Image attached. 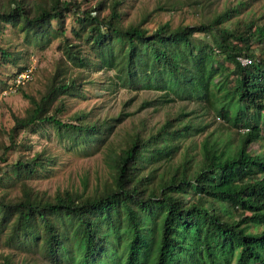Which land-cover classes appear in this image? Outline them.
<instances>
[{
	"label": "trees",
	"instance_id": "obj_1",
	"mask_svg": "<svg viewBox=\"0 0 264 264\" xmlns=\"http://www.w3.org/2000/svg\"><path fill=\"white\" fill-rule=\"evenodd\" d=\"M171 2L187 4L198 20L149 28L123 22L120 0H0V34L10 24L26 40H64L45 91L23 90L31 103L13 114L0 162L25 143L16 140L21 129L44 120L67 129L73 144H103L108 167L92 191L50 194L26 181L43 154L20 155L17 179L6 181L19 192H0V264H264V150L251 145L264 142V11L240 15L247 0ZM70 16L76 39L66 33ZM85 68L108 73L102 90L159 93L134 111L66 112V97L84 95ZM176 99L198 106L182 105L154 124L144 116L121 132L117 122L128 115ZM209 112L235 129L237 141L206 135L194 152L185 140L210 126Z\"/></svg>",
	"mask_w": 264,
	"mask_h": 264
},
{
	"label": "rangeland",
	"instance_id": "obj_2",
	"mask_svg": "<svg viewBox=\"0 0 264 264\" xmlns=\"http://www.w3.org/2000/svg\"><path fill=\"white\" fill-rule=\"evenodd\" d=\"M90 2L94 0H89ZM217 5L223 2H235L236 0H214ZM89 2H84L88 4ZM171 0H120L119 8L123 22L143 20L145 26L154 28L158 23L169 21L172 26L180 22L197 21V14L193 8L187 4L172 7ZM247 11L263 12L264 0H247L240 15H245ZM144 18V19H143ZM72 26L77 27L73 18L68 17L65 23L66 33L76 39L72 31ZM63 36L52 37L49 42L44 39L26 40L24 34L14 26L7 24L0 34V45L7 48L10 54L2 56L0 50V153L9 143L8 130L13 125V114L24 115L30 106V99L23 94L26 93L38 96L45 91L47 83L53 73L58 58L62 56ZM32 67L33 75L22 86L16 90L12 88L14 74L20 67ZM77 69H74L76 72ZM112 71H109V74ZM83 76L86 81L83 84L84 95L82 97H66V112L71 113L77 108H92L90 118L95 114L112 115L120 109L134 111L140 103L159 93L157 90L150 89H127L118 87L115 90H102L99 81H105L107 72L93 69H83ZM128 100V103L125 102ZM182 105L187 110L196 108L195 101H184L176 99L165 107H152L147 105L136 114H130L121 121L117 122L121 127V132L131 130L133 124L146 117L147 124H154L161 120L165 113H174ZM98 108V109H97ZM198 111V109H196ZM195 114V113H194ZM206 120L210 121V126L203 132L194 135L192 138V151L198 152L200 142L209 135L222 137L225 140L230 137L237 141V134L233 127L224 125L222 116L209 112L205 115ZM65 117V116H64ZM66 119V118H64ZM24 144L10 146L6 151V159L0 162V192L6 191L10 195L19 192L18 183L12 181L17 179L14 162L20 155L33 156L35 152L43 154V165H38L35 171L30 174L26 181L39 189H45L52 194L57 188L73 187L80 190L92 191L101 180L107 176L108 167L104 160L105 146L100 144L98 148L95 144H73L70 133L67 129H58L54 124L41 120L36 124L21 129L16 136V140H23ZM114 139L111 133L107 135V140ZM93 143V142H92ZM252 150L263 151L264 142H253ZM12 185V186H11ZM264 254V249H263ZM76 264V263H75Z\"/></svg>",
	"mask_w": 264,
	"mask_h": 264
},
{
	"label": "built area",
	"instance_id": "obj_3",
	"mask_svg": "<svg viewBox=\"0 0 264 264\" xmlns=\"http://www.w3.org/2000/svg\"><path fill=\"white\" fill-rule=\"evenodd\" d=\"M242 63H247L250 61L248 57H241L240 58ZM33 70L32 67H26L17 74L14 75L13 81H12V88L16 90L19 86H22L25 84L28 80L32 78Z\"/></svg>",
	"mask_w": 264,
	"mask_h": 264
}]
</instances>
